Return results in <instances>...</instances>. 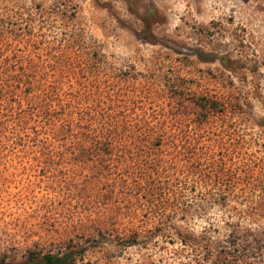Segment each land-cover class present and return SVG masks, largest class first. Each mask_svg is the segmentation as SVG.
I'll return each mask as SVG.
<instances>
[{"label": "rangeland", "instance_id": "rangeland-1", "mask_svg": "<svg viewBox=\"0 0 264 264\" xmlns=\"http://www.w3.org/2000/svg\"><path fill=\"white\" fill-rule=\"evenodd\" d=\"M21 74L42 85L0 101L4 264H214L227 221L264 228V0H0V75ZM49 99L109 151L18 116Z\"/></svg>", "mask_w": 264, "mask_h": 264}, {"label": "trees", "instance_id": "trees-1", "mask_svg": "<svg viewBox=\"0 0 264 264\" xmlns=\"http://www.w3.org/2000/svg\"><path fill=\"white\" fill-rule=\"evenodd\" d=\"M24 76L25 74H21L16 80V76L4 77L0 75V101L5 97L7 91L10 94L9 100L14 102V97L17 96L14 94L16 90L21 89L20 94H18L21 97V95H27L31 91L39 90V87L41 88L40 85L42 84L39 81V87H21V79ZM48 101L49 103L44 108L36 109L33 107L26 111L28 114L20 111L18 116L26 115L28 119L33 117L40 118L47 125H50L51 128L48 134L53 141L62 142L63 144L71 141L70 145L80 147L84 145V140L87 137L91 147L94 146L98 151H109V147L113 145L111 131H106V129L105 131L101 130L97 135H93V138H90V136L84 135L87 124L83 123L82 116L78 120H72L71 116L64 112L65 107L67 108L68 106L62 107V112H57V104L53 106L51 104L52 100L49 99ZM196 106L199 108L197 116L199 121H201L212 114L215 103L211 98L203 96L197 99ZM10 108L12 107L10 106ZM105 124L108 125V122L105 121ZM154 134L152 132L147 138L154 141ZM161 137L159 136L157 139L158 142L154 143V145L162 144ZM97 155L94 153L92 157L94 158ZM160 161L161 159L156 160V164L159 165ZM209 253V255L215 257L214 264L230 263L231 261L244 264H257L258 261L264 259V228H248L241 226L239 223L227 221L223 234L216 237L212 242ZM76 256L77 253L71 251L59 254L31 252L28 254L27 259L34 264H76ZM0 264L4 263L0 261Z\"/></svg>", "mask_w": 264, "mask_h": 264}]
</instances>
